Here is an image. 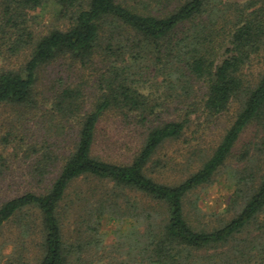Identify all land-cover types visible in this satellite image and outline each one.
Listing matches in <instances>:
<instances>
[{
    "label": "trees",
    "instance_id": "1",
    "mask_svg": "<svg viewBox=\"0 0 264 264\" xmlns=\"http://www.w3.org/2000/svg\"><path fill=\"white\" fill-rule=\"evenodd\" d=\"M47 8L54 21L39 32L31 13ZM0 49L8 63L22 57L0 67V105L32 104L40 71L58 59L102 64L91 102L79 85L53 98L48 136L75 130L64 156L41 146L32 175L49 180L46 191L0 205V230L15 220L20 231L11 264H27L28 240L35 264H97L109 247L122 256L102 257L114 264H264V66L252 68L264 58V0H0ZM230 109L220 140L193 154L186 175L158 178L172 164L159 152L192 115ZM109 115L144 131L128 162L93 154ZM250 127L255 139L236 150ZM224 177L230 205L207 218L197 193Z\"/></svg>",
    "mask_w": 264,
    "mask_h": 264
},
{
    "label": "rangeland",
    "instance_id": "2",
    "mask_svg": "<svg viewBox=\"0 0 264 264\" xmlns=\"http://www.w3.org/2000/svg\"><path fill=\"white\" fill-rule=\"evenodd\" d=\"M224 1L243 3L247 0ZM31 14L36 17L34 28L39 32L46 31L47 26L51 25L50 22L54 21L49 8L43 11L37 10ZM1 53L0 49V55ZM20 63H22L21 56L13 59L11 63L0 59V67L15 69L19 67ZM254 63L252 68L256 73L264 66V58L260 62L256 60ZM97 64L94 69L84 68L80 63L68 59H58L40 71L32 104L26 106L0 105V169L2 171L0 174V205L26 193L42 194L46 191L49 180H46L45 183H38L32 175L33 167L41 153V146L48 142V144L54 145L59 156H64L71 144L75 130V128L67 129L61 134L58 129L57 134L48 136L47 127L49 124L58 125L55 124L56 119L54 122H50L53 98L56 92L63 87L79 85L86 88L88 101L91 102L93 95L96 94L97 71L102 69V64ZM202 91L203 89L200 87L199 93ZM156 96L158 99L165 98L161 92ZM172 109L170 108L169 113L166 112L164 116L171 119L176 118ZM233 115L234 109H230L220 119L210 120L203 114L192 115L190 128L184 137L179 141L166 144L159 152L160 159L168 163L172 161V164L163 170L162 176H158V178L173 181L180 180L186 175L188 167L192 163L193 154L215 146ZM255 136L254 128L250 127L242 136L236 150L240 151L243 145L254 140ZM143 138V130L134 127L130 122H125L117 115H109L102 119L99 125L93 154L115 163L128 162L139 149ZM37 150L40 151L37 152ZM227 183L228 180L224 177L197 193L198 205L206 213L207 218L213 213H225L226 208L230 205L232 189ZM82 187L85 188V185ZM110 226V224H105V228L111 229L112 226ZM19 233V226L15 220L5 223L0 230V264H11V250L19 249L18 242L21 241ZM114 241V234H108L106 244L110 246ZM26 247L28 251L25 253L27 255L25 262L35 264V255L39 249L29 240ZM110 250L111 247L107 250V254L99 258L100 262L97 264H114L109 258L103 260L102 257H107L108 252L109 255L120 260L122 256Z\"/></svg>",
    "mask_w": 264,
    "mask_h": 264
}]
</instances>
